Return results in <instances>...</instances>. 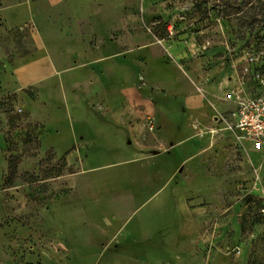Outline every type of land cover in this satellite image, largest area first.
<instances>
[{
	"label": "rangeland",
	"instance_id": "obj_1",
	"mask_svg": "<svg viewBox=\"0 0 264 264\" xmlns=\"http://www.w3.org/2000/svg\"><path fill=\"white\" fill-rule=\"evenodd\" d=\"M84 4L67 73L18 79L34 29L0 18V264H264V143L231 116L264 99V0Z\"/></svg>",
	"mask_w": 264,
	"mask_h": 264
},
{
	"label": "crops",
	"instance_id": "obj_2",
	"mask_svg": "<svg viewBox=\"0 0 264 264\" xmlns=\"http://www.w3.org/2000/svg\"><path fill=\"white\" fill-rule=\"evenodd\" d=\"M15 3L0 6V18L7 27H20L25 23H31L33 27L32 39L35 44L34 52L17 57L14 60V73L18 79L23 80L30 76L40 66L43 75L67 73L70 70L82 69L90 59L87 42L78 21L70 19L72 14H77L83 9L87 0H12ZM2 4L3 1L0 0ZM54 23V24H53ZM8 24V25H7ZM52 24V25H51ZM223 75L215 72L211 78L209 88L216 91L217 95L224 99L225 87ZM191 112H203L206 107L202 99L199 101H185ZM200 102V104H199ZM185 110V109H183ZM183 112V111H182Z\"/></svg>",
	"mask_w": 264,
	"mask_h": 264
},
{
	"label": "built area",
	"instance_id": "obj_3",
	"mask_svg": "<svg viewBox=\"0 0 264 264\" xmlns=\"http://www.w3.org/2000/svg\"><path fill=\"white\" fill-rule=\"evenodd\" d=\"M232 112V129L238 139L264 143V99L237 96Z\"/></svg>",
	"mask_w": 264,
	"mask_h": 264
}]
</instances>
